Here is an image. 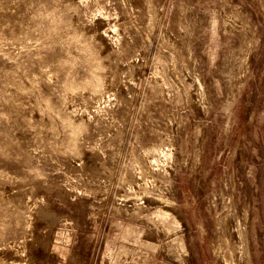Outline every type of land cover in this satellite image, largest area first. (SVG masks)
<instances>
[{
  "label": "rangeland",
  "instance_id": "rangeland-1",
  "mask_svg": "<svg viewBox=\"0 0 264 264\" xmlns=\"http://www.w3.org/2000/svg\"><path fill=\"white\" fill-rule=\"evenodd\" d=\"M0 264H264V0H0Z\"/></svg>",
  "mask_w": 264,
  "mask_h": 264
}]
</instances>
